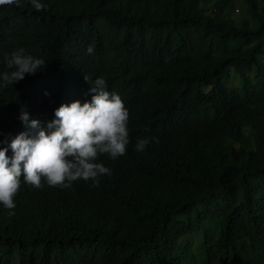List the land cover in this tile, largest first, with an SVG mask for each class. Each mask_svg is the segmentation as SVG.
Instances as JSON below:
<instances>
[{"label":"trees","instance_id":"16d2710c","mask_svg":"<svg viewBox=\"0 0 264 264\" xmlns=\"http://www.w3.org/2000/svg\"><path fill=\"white\" fill-rule=\"evenodd\" d=\"M205 1L0 6V73L20 48L47 64L0 79V141L28 131L21 107L46 128L60 105L90 101L97 78L129 112L126 153L98 157L111 170L98 186L21 177L15 215L0 204V264H264V0H242L241 25L234 0ZM212 223L197 250L183 241Z\"/></svg>","mask_w":264,"mask_h":264},{"label":"clouds","instance_id":"9594fccd","mask_svg":"<svg viewBox=\"0 0 264 264\" xmlns=\"http://www.w3.org/2000/svg\"><path fill=\"white\" fill-rule=\"evenodd\" d=\"M29 2L38 12L47 8L40 0ZM12 5L22 6L21 0H0V6ZM87 52L92 54L94 48L89 46ZM4 61L8 70L0 73V79L5 85L23 80L26 74L35 75L47 65L43 59L25 54L23 48L5 53ZM106 89V81L97 78L91 84L90 101L60 105L46 128L40 121L30 120L28 111L21 107L19 119L28 131L10 142L0 141L7 145L0 147V204L9 210V216L15 215L12 210L16 207L14 198L20 190L21 177L25 184L40 189L42 180L52 187L67 188L78 180H91L98 186L101 176L111 175L109 168L97 162L98 157L107 154L115 160L126 153L129 112L121 97ZM149 143V138L138 139L135 148L142 152ZM9 148L11 157L7 155Z\"/></svg>","mask_w":264,"mask_h":264},{"label":"rangeland","instance_id":"374dc122","mask_svg":"<svg viewBox=\"0 0 264 264\" xmlns=\"http://www.w3.org/2000/svg\"><path fill=\"white\" fill-rule=\"evenodd\" d=\"M217 1L218 0H206L205 3H203V6L211 9L212 6L214 7V4ZM234 3H235V10L231 16L233 19H235L237 21L238 24L241 25L242 22L244 21V19L249 18V14L247 12V6L244 2H242V0H234ZM225 15L227 17V16H229V13H226ZM262 59L264 60V56L262 57ZM231 70H233V69H231ZM228 75H229V73H228ZM230 83L234 86H237V87L241 86L242 82H241L240 76L235 71L230 73ZM215 227H216V224L212 223V224H210L207 233L203 234L202 237H201V235L189 236L188 238H185L183 241H188V243L191 244V247L194 248L195 250H197L199 246H202L204 244V240L206 238V235H210L214 232ZM196 258L198 259L196 264H199V257H197V255H196Z\"/></svg>","mask_w":264,"mask_h":264}]
</instances>
